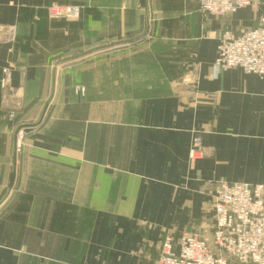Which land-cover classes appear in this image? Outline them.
<instances>
[{"label":"crops","instance_id":"obj_1","mask_svg":"<svg viewBox=\"0 0 264 264\" xmlns=\"http://www.w3.org/2000/svg\"><path fill=\"white\" fill-rule=\"evenodd\" d=\"M51 4L82 16L52 22ZM263 15L264 1L222 19L196 0H0V264H156L166 229L199 234L211 184H264V79L213 68L219 35Z\"/></svg>","mask_w":264,"mask_h":264},{"label":"built area","instance_id":"obj_2","mask_svg":"<svg viewBox=\"0 0 264 264\" xmlns=\"http://www.w3.org/2000/svg\"><path fill=\"white\" fill-rule=\"evenodd\" d=\"M203 13L224 17L245 8H257L264 0H196ZM78 6L52 5L48 16L53 20L76 21ZM216 73L231 69L264 79V15L257 28L241 34L222 32L218 37ZM3 71L2 86L10 81ZM199 138L190 148L193 160ZM213 202L214 223L209 237L184 232L178 238L166 234L156 264H264V184L216 181L208 192Z\"/></svg>","mask_w":264,"mask_h":264},{"label":"rangeland","instance_id":"obj_3","mask_svg":"<svg viewBox=\"0 0 264 264\" xmlns=\"http://www.w3.org/2000/svg\"><path fill=\"white\" fill-rule=\"evenodd\" d=\"M52 5H57V4H51L50 6H52ZM50 6H48L47 7V16H48V8L50 7ZM78 7H80L81 9H82V7L81 6H78ZM260 8L261 7H257V8H254V9H252V8H248V9H251L252 11H259L260 10ZM234 15V14H233ZM81 16H82V12H81ZM227 16H230V15H226V17ZM225 17V16H224ZM224 17H217V18H224ZM81 18V17H80ZM80 18L78 19V20H76V21H67V22H77V21H79L80 20ZM48 19L50 20V21H52V22H56V21H65V20H53V19H50L49 18V16H48ZM66 22V21H65ZM226 30V29H225ZM246 30H248V29H243V30H240L239 31V34H241L242 32H244V31H246ZM8 32L10 33V35L12 36V42H16V29L15 28H10L9 30H8ZM125 47V46H124ZM124 47H121V48H114L112 51H109L108 52V54H110L111 55V58L112 57H116V55L117 54H123V49H124ZM126 47H128V46H126ZM107 56V55H106ZM4 70H7L9 73H10V76H11V78H10V81L7 83V84H5V85H3L2 86V81L0 80V85H1V87L2 88H10V90L12 91V88H11V79H12V74H11V71H10V69H8V68H5V69H3L2 70V72L4 71ZM189 76H192V75H189ZM195 76V75H194ZM3 77V76H2ZM193 78V77H192ZM2 79V78H1ZM80 92H84L85 90H84V88H82V87H78L77 88ZM13 94H14V92H13ZM17 110H19V107L18 106H16L15 104H13V106H12V108H11V111L10 112H8L7 113V116L10 118V119H15L16 118V111ZM25 129H26V126H22V124H20L19 126H17L16 127V125H14V149H15V153L16 154H20L21 152H22V147H23V141H24V138H25V134H26V132H25ZM196 138H199L200 139V141H201V145L199 146V147H197L198 149H197V153H195V155H194V159L193 160H197L198 158H200L201 156H202V154H203V141H202V137L200 136V134L199 133H196L195 135H194V137H193V140H192V143H193V141H194V139H196ZM191 143V144H192ZM190 148H191V145H190ZM189 158H190V151H189ZM190 160H192L191 158H190ZM220 181V180H219ZM222 181V180H221ZM214 184H215V182L213 183V184H209L210 186L209 187H213L214 186ZM211 189H206L205 190V192H206V196H208L209 197V195H208V192L210 191ZM209 201H208V208L204 211V216H203V218H204V220H203V222H202V224L200 225V226H198V229L196 230V232H198L199 234H204L205 236H207V237H209L210 235H211V230H212V227H213V221H214V216H213V213H212V211H213V202H212V199L209 197ZM211 201V202H210ZM179 232V229H176V227H174V228H170V229H166V231L164 232V235H166V234H170L171 236H173V237H175L174 235H176L177 233ZM180 236V235H179ZM178 236V237H179Z\"/></svg>","mask_w":264,"mask_h":264}]
</instances>
